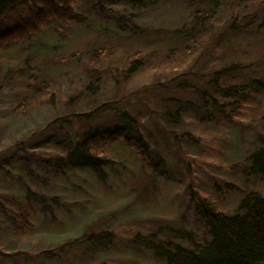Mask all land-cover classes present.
Wrapping results in <instances>:
<instances>
[{
  "label": "rangeland",
  "instance_id": "374dc122",
  "mask_svg": "<svg viewBox=\"0 0 264 264\" xmlns=\"http://www.w3.org/2000/svg\"><path fill=\"white\" fill-rule=\"evenodd\" d=\"M257 7L253 0H79L82 21L52 19L42 31L0 50V203L10 208L7 214L0 205V264H166L136 236L159 231L190 247L206 242L209 231L189 202L190 186L226 213L236 212L248 191L263 190L264 180L244 169L252 152L264 146L262 84L253 85L257 93L227 114L205 104L197 91L178 95L186 109L176 114L177 106L166 105L151 87L189 75L204 91L210 86L206 76L229 63L250 67L239 76L247 85L259 76L264 82L259 41L227 29L231 19L242 20ZM197 11L209 16L197 18ZM107 55L112 61L140 57L142 67L116 88L115 78L106 80L88 63L93 57L105 63ZM92 79L100 87L96 94L88 90ZM141 88L136 97L129 95ZM114 97L134 103L128 110L140 117L144 135L165 159L164 172L156 173L131 145L119 142L106 178L90 167L55 176L45 159L56 148L64 154L77 138L71 130H46L47 123ZM111 125L108 115L92 128ZM216 179L238 188L218 193ZM26 186L58 201L28 202L29 227L18 234L9 215L25 214L18 201L26 199ZM174 229L193 238H179ZM100 230L115 232V242L59 251L64 242Z\"/></svg>",
  "mask_w": 264,
  "mask_h": 264
},
{
  "label": "trees",
  "instance_id": "16d2710c",
  "mask_svg": "<svg viewBox=\"0 0 264 264\" xmlns=\"http://www.w3.org/2000/svg\"><path fill=\"white\" fill-rule=\"evenodd\" d=\"M95 1L101 3L104 0ZM238 1L244 3L251 0ZM253 1L257 3L258 7L249 12L242 20L231 19L227 29L234 33H250L259 41L264 50V0ZM78 4L79 0L0 1V50L42 31L52 19L82 21ZM197 12V18L209 16L203 15L200 11ZM217 39L219 40V37ZM196 47H198L197 40L195 41ZM107 58L108 55L105 59L103 58L104 63L101 58L97 60L96 57H93L88 63L91 66L94 64L93 68L100 70L101 74L106 76V80L115 78L116 88L142 67L140 57L130 56L120 61H112L111 57L109 60ZM248 68L236 63L216 68L213 75L206 76V82L210 86L206 87L204 91L199 85L191 82L193 78H189V75L184 79L176 75L164 81H156L151 87L156 88L153 90L154 94L166 105L177 106L176 114H179L181 109H186L178 95L187 91H197L203 97L205 104L220 108L222 113L227 114L248 102L251 94L257 93V89L253 85L260 83L264 87L260 76L252 78L251 85H247L243 76L239 77ZM260 72L264 78V64ZM222 79H225V83H218ZM99 88L97 80L90 81L88 84V90L92 94H96ZM142 89L144 88L129 95L134 98L140 94ZM219 93L223 97V102H220L219 98L215 96ZM132 105L134 103L124 97H114L95 104L87 111H73L50 120L45 126L46 130L51 128L64 132L71 130L77 139L70 144L64 154L61 148H56V154L45 159L47 168L49 167L55 176H60L66 170L90 167L101 178H106V168L111 166L115 159L116 145L119 142H124L133 147L144 165L151 167L158 174L164 172L162 167L165 159L159 151L152 147L144 135L140 117L134 116L128 110V107ZM225 106L229 107L230 111L223 108ZM108 115L113 116V125L93 130L94 124ZM249 160V166L244 168L245 171L264 180V146L252 152ZM214 187L218 193L238 188L235 183L220 179L215 180ZM26 189V199L18 201V205L26 209L25 214L13 211L14 214L9 215L14 223V230L18 234L25 233L29 227V223H27V209L30 207L28 202L34 200L47 205L49 200L58 201L57 196L47 197L45 194L36 192L30 186H26ZM188 195L195 214L208 228L209 238L206 242H194V246L190 247L172 238L161 237L159 231L151 233L149 236L139 234L136 236V241L140 240L145 243L155 256L166 264H264V189L254 188L248 191L240 200L234 213L220 210L214 198L200 193L194 186L188 188ZM0 205L1 209L9 214L10 208L3 203ZM174 232L179 238L188 240L193 238L191 233L183 229H174ZM116 237V233L109 230L87 232L79 238L61 244L59 251L67 247L71 249L82 245L107 247L115 242ZM43 252L53 256L59 255L55 250ZM61 259L64 261L62 257Z\"/></svg>",
  "mask_w": 264,
  "mask_h": 264
},
{
  "label": "water",
  "instance_id": "95a60500",
  "mask_svg": "<svg viewBox=\"0 0 264 264\" xmlns=\"http://www.w3.org/2000/svg\"><path fill=\"white\" fill-rule=\"evenodd\" d=\"M0 1H2V0H0Z\"/></svg>",
  "mask_w": 264,
  "mask_h": 264
}]
</instances>
